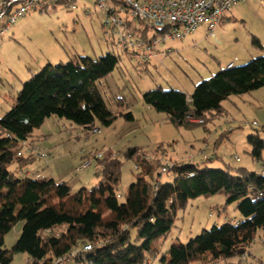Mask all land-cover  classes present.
I'll use <instances>...</instances> for the list:
<instances>
[{"label":"trees","instance_id":"1","mask_svg":"<svg viewBox=\"0 0 264 264\" xmlns=\"http://www.w3.org/2000/svg\"><path fill=\"white\" fill-rule=\"evenodd\" d=\"M61 1L64 0L46 3L55 5ZM125 27L123 32L136 40L126 41L121 32L124 51H131L135 57L151 49L153 41H148L147 31L152 28L143 19L135 18ZM155 33L161 36L167 30ZM252 41L262 49L256 38ZM136 46L138 51H132ZM118 61L116 55L106 54L99 58L74 57L56 66L48 63L23 83L11 110L0 117V264H10L17 253L27 255V264H55L58 258H64V264L70 257L77 264L240 263L258 231L264 239V171L229 165L201 170L194 163L167 159V150L162 146L153 152L128 147L123 150V159L132 163L135 181L127 188L123 203L116 198L123 162L111 151L96 159L99 174L91 190L81 188L72 193L67 182L35 180L18 174L37 157L30 151L40 141L34 138L33 130L48 118L66 120L85 135L96 129V121L105 127L118 116L133 121L132 113L124 112L121 100L120 111H109L96 86L116 69ZM261 88L264 55L246 65L220 70L196 85L191 95L157 87L143 98L166 115L167 124L205 128L226 113L222 106L225 100ZM251 125L255 127L257 123ZM246 142L254 161H261L264 141L258 133L248 136ZM12 166L15 170L10 169ZM170 173L173 180L162 183V175ZM219 194L226 197L227 204H236L242 219L202 230L188 243L172 244L162 254L157 243L169 235L177 213L186 208L188 201ZM18 221L24 222L21 235L15 245L5 250L4 234ZM132 232L137 243H132ZM85 246L90 250L85 251ZM232 260L235 263H230Z\"/></svg>","mask_w":264,"mask_h":264},{"label":"rangeland","instance_id":"2","mask_svg":"<svg viewBox=\"0 0 264 264\" xmlns=\"http://www.w3.org/2000/svg\"><path fill=\"white\" fill-rule=\"evenodd\" d=\"M69 2H72L73 10L69 8ZM256 2L259 4L253 18L246 23L237 17L225 21L211 34L207 27L201 25L184 39L172 41L149 29L147 39L153 41V47L140 51L137 57L132 56L129 50L124 51L119 37L110 33L105 22L111 17L94 0H64L55 5L46 3V6L35 7L17 19L0 37V117L11 110L12 100L23 83L46 65L56 66L74 57L99 58L106 54L116 55L119 61L116 69L96 86L109 111H120L122 108L118 102L121 100L124 112H131L133 116V121L118 116L109 127L96 121L97 131L88 135L66 120L46 119L33 130V135L40 138L34 146L48 156H37L25 167V170L32 171L31 178L47 180L48 176H52L57 182L64 179L72 193L81 187L91 190L96 186L95 167L82 169L79 166L75 170L80 155L89 159L99 151H111L123 162L116 191L118 202L123 203L127 188L135 181L132 163L123 159V150L128 147H143L153 152L162 146L167 150V159L183 160L188 164L194 162L201 170L206 167L224 169L226 165L248 167L253 158L246 138L258 133L264 139V88L231 96L222 103L225 114L205 128L197 126L192 129L167 124L166 115L146 104L143 96L157 87L191 95L196 85L220 70L246 65L264 55V40L259 42L262 49L252 41L257 36L256 28L264 33V0ZM105 7L115 8L116 18L126 16L119 10V5L109 0ZM4 23L0 20V27ZM122 34L126 41L136 40L123 31ZM139 48L142 49V46ZM131 50L136 52L138 48L136 46ZM143 55H150V58L146 60ZM253 122L257 126L253 127ZM204 156L213 159L205 160ZM10 169L15 170V167ZM86 173L89 175L83 177ZM78 178L84 179L85 186H74ZM172 180V173L161 177L162 183ZM240 219L236 204H227L224 195L189 200L186 208L177 213L169 235L156 247L165 254L172 244H186L202 230L226 223L235 224ZM23 225V221H18L4 234L5 250L16 244ZM135 237V232H132V243H137ZM239 260L238 264H264V239L260 231L248 245L246 255ZM230 263H235V260ZM10 264H27V255L14 254ZM64 264L77 263L74 257H70Z\"/></svg>","mask_w":264,"mask_h":264},{"label":"built area","instance_id":"3","mask_svg":"<svg viewBox=\"0 0 264 264\" xmlns=\"http://www.w3.org/2000/svg\"><path fill=\"white\" fill-rule=\"evenodd\" d=\"M54 0H0V20L5 23L0 27V36L19 19L23 17L29 10L35 9L43 2ZM98 6L109 10L105 7L107 0H94ZM119 5V10L126 14L125 18L115 17V8L107 12L111 17L106 20L109 25L110 33L118 36L120 44H124L121 32L126 29L127 22L140 18L147 23L154 31L163 32L166 38L174 40L184 39L191 35L199 26L205 25L209 33L213 32L217 24L223 17L230 15L232 8L243 3L245 0H109ZM69 8L74 9L73 5ZM152 48L153 45L150 44ZM136 53V57L139 56ZM93 131H97L96 129ZM30 151L36 156L47 158V154L39 150L37 146H32ZM90 156L82 168L90 166L92 160L101 159L102 153ZM238 161V159H236ZM169 166V162H166ZM167 168V167H165ZM163 168V171L165 170ZM85 251L90 250V246L84 247ZM64 258H58L55 264H61Z\"/></svg>","mask_w":264,"mask_h":264},{"label":"crops","instance_id":"4","mask_svg":"<svg viewBox=\"0 0 264 264\" xmlns=\"http://www.w3.org/2000/svg\"><path fill=\"white\" fill-rule=\"evenodd\" d=\"M257 0H245L243 3H239L237 5H235L232 10H231V13L230 15L226 16V17H223L220 22L217 24L216 28L218 26H220L221 24H223L225 21H229L231 19H237L238 17V20H240L241 22H247V20L253 18V12H255V9L258 7V4L256 2ZM262 7V6H261ZM202 26H205V25H202ZM255 26V24L253 25ZM200 27V26H199ZM206 27V26H205ZM215 28V29H216ZM214 29V31H215ZM197 30V29H196ZM195 30V31H196ZM257 31H255V34L257 36H259V38L256 36V39L260 42H263L264 40V33L262 31H260L259 28H256ZM194 31V32H195ZM213 31V32H214ZM193 32V33H194ZM211 32V33H213ZM209 33V34H211ZM255 37V36H254ZM260 37H263V39L260 40ZM260 42V43H261ZM144 56V59L148 60L150 58V55H143ZM136 57V56H135ZM264 140V139H263ZM99 153H102V156L104 155V151H99ZM48 156V155H47ZM80 162L77 164V166L75 167V170L80 166V168H82V165L88 161L87 159V156L86 155H80ZM193 160V159H192ZM194 163V162H192ZM250 165L247 167L245 166L244 168L247 169V170H250V171H264V155H263V152H262V155H261V161H254V159L250 160ZM94 166L95 167V172H94V176L96 177L95 181L97 182V178H98V174H99V165L97 163V160H93L90 164L89 167H86V169H89L90 167ZM83 169V168H82ZM85 169V170H86ZM50 172L52 173L53 176H55L54 174V171H52V168H50ZM21 174L23 175V177H30L31 178V175L33 174L32 171H29V170H21L18 172V174ZM44 173V172H43ZM89 174L86 173V174H83V177H87ZM94 177V178H95ZM53 180L54 182L56 183H59L57 181L54 180V178L52 176H48V179L47 180ZM38 180H41V179H38ZM44 180V179H43ZM84 179H81V178H78V180L75 182V185L74 186H85V182H83ZM60 182H66L64 181V179H61ZM83 188V187H81Z\"/></svg>","mask_w":264,"mask_h":264}]
</instances>
